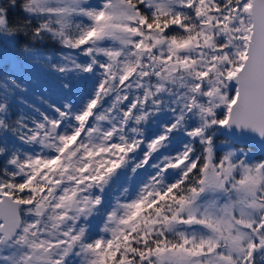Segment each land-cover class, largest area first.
<instances>
[{
    "label": "snow or ice",
    "instance_id": "obj_1",
    "mask_svg": "<svg viewBox=\"0 0 264 264\" xmlns=\"http://www.w3.org/2000/svg\"><path fill=\"white\" fill-rule=\"evenodd\" d=\"M0 41L95 80L14 121L0 85V264H264V0H0Z\"/></svg>",
    "mask_w": 264,
    "mask_h": 264
},
{
    "label": "rangeland",
    "instance_id": "obj_2",
    "mask_svg": "<svg viewBox=\"0 0 264 264\" xmlns=\"http://www.w3.org/2000/svg\"><path fill=\"white\" fill-rule=\"evenodd\" d=\"M41 50L42 57H24L13 54L10 49L4 46L3 41H0V85L5 82V79L8 82L15 81L19 85V88L12 90L10 96L11 119L13 121L20 117H27L29 120L39 118L40 113L50 116L54 113L56 116L58 114L55 113L54 107L63 108L65 104L74 105L79 101L84 102L94 87L95 80L93 78H82L87 74L59 73L51 67L53 63H60L61 56L70 50L61 49L59 53L54 52L53 49L50 51L46 48ZM73 54L75 55V53ZM48 57H51V60ZM82 59L81 57L80 61ZM85 86L89 88L88 92H85L87 91L84 89ZM2 92L3 89L0 88V94ZM83 93H86L84 99H82ZM14 111L17 113L16 117ZM8 135L11 137L12 134ZM224 139L223 136H220L217 143ZM179 146L178 143L175 147ZM234 146L242 147L253 161L264 160V146ZM143 178V176L138 177V179ZM257 261H259V257H257Z\"/></svg>",
    "mask_w": 264,
    "mask_h": 264
},
{
    "label": "trees",
    "instance_id": "obj_3",
    "mask_svg": "<svg viewBox=\"0 0 264 264\" xmlns=\"http://www.w3.org/2000/svg\"><path fill=\"white\" fill-rule=\"evenodd\" d=\"M36 47L37 48H41V49H44V48H46V50H48V51H50V49H53V51L54 52H61L60 50H61V48H60V46L59 45H52V44H50V43H47V44H43V45H40V44H37L36 45ZM84 89H86L87 91H85V92H88L89 91V88H87V86H85V88ZM86 97V93H83V97H82V99H84ZM83 103V102H82ZM81 103V104H82ZM80 103H79V105H81ZM79 105H76L75 107H79ZM15 112V111H14ZM16 115H17V113L15 112L14 113V116L16 117Z\"/></svg>",
    "mask_w": 264,
    "mask_h": 264
},
{
    "label": "water",
    "instance_id": "obj_4",
    "mask_svg": "<svg viewBox=\"0 0 264 264\" xmlns=\"http://www.w3.org/2000/svg\"><path fill=\"white\" fill-rule=\"evenodd\" d=\"M237 144H245V145H261L263 146L264 144H262L260 142V138L258 136H254V137H249V138H245L243 140V142L241 143H237Z\"/></svg>",
    "mask_w": 264,
    "mask_h": 264
},
{
    "label": "flooded vegetation",
    "instance_id": "obj_5",
    "mask_svg": "<svg viewBox=\"0 0 264 264\" xmlns=\"http://www.w3.org/2000/svg\"><path fill=\"white\" fill-rule=\"evenodd\" d=\"M52 114V113H51ZM52 116H55L54 113L52 114Z\"/></svg>",
    "mask_w": 264,
    "mask_h": 264
}]
</instances>
